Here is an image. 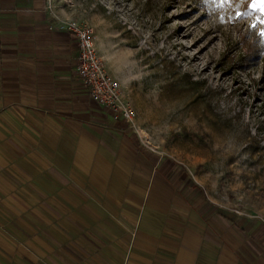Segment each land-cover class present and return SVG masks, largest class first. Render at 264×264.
Segmentation results:
<instances>
[{
	"label": "crops",
	"instance_id": "0c3cea01",
	"mask_svg": "<svg viewBox=\"0 0 264 264\" xmlns=\"http://www.w3.org/2000/svg\"><path fill=\"white\" fill-rule=\"evenodd\" d=\"M49 3L75 18L0 0V264H264L262 222L217 208L91 95Z\"/></svg>",
	"mask_w": 264,
	"mask_h": 264
},
{
	"label": "rangeland",
	"instance_id": "374dc122",
	"mask_svg": "<svg viewBox=\"0 0 264 264\" xmlns=\"http://www.w3.org/2000/svg\"><path fill=\"white\" fill-rule=\"evenodd\" d=\"M64 2L99 35L142 144L264 224V0Z\"/></svg>",
	"mask_w": 264,
	"mask_h": 264
},
{
	"label": "built area",
	"instance_id": "2783aa9c",
	"mask_svg": "<svg viewBox=\"0 0 264 264\" xmlns=\"http://www.w3.org/2000/svg\"><path fill=\"white\" fill-rule=\"evenodd\" d=\"M48 8L56 21V26L69 31L77 39L79 46L77 70L89 87L91 95L98 103L111 109L115 117L133 122L135 110L125 98L119 80L106 69L95 45L93 29L78 19L62 17L51 3Z\"/></svg>",
	"mask_w": 264,
	"mask_h": 264
},
{
	"label": "snow or ice",
	"instance_id": "6c2138e0",
	"mask_svg": "<svg viewBox=\"0 0 264 264\" xmlns=\"http://www.w3.org/2000/svg\"><path fill=\"white\" fill-rule=\"evenodd\" d=\"M222 3H228L229 0H221Z\"/></svg>",
	"mask_w": 264,
	"mask_h": 264
}]
</instances>
